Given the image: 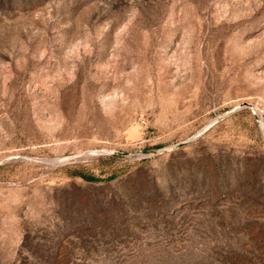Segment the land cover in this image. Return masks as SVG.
I'll return each mask as SVG.
<instances>
[{
    "label": "rangeland",
    "instance_id": "374dc122",
    "mask_svg": "<svg viewBox=\"0 0 264 264\" xmlns=\"http://www.w3.org/2000/svg\"><path fill=\"white\" fill-rule=\"evenodd\" d=\"M0 264H264V0H0Z\"/></svg>",
    "mask_w": 264,
    "mask_h": 264
}]
</instances>
